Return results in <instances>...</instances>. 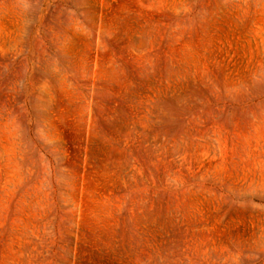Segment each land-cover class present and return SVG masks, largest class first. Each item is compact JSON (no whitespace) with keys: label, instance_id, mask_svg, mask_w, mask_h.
Wrapping results in <instances>:
<instances>
[{"label":"rangeland","instance_id":"obj_1","mask_svg":"<svg viewBox=\"0 0 264 264\" xmlns=\"http://www.w3.org/2000/svg\"><path fill=\"white\" fill-rule=\"evenodd\" d=\"M0 264H264V0H0Z\"/></svg>","mask_w":264,"mask_h":264}]
</instances>
